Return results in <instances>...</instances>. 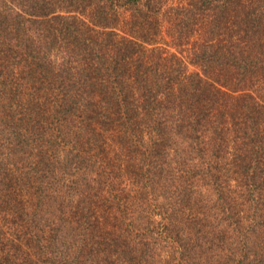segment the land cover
<instances>
[{
	"label": "trees",
	"instance_id": "1",
	"mask_svg": "<svg viewBox=\"0 0 264 264\" xmlns=\"http://www.w3.org/2000/svg\"><path fill=\"white\" fill-rule=\"evenodd\" d=\"M162 1L0 0V264H264V0Z\"/></svg>",
	"mask_w": 264,
	"mask_h": 264
},
{
	"label": "rangeland",
	"instance_id": "2",
	"mask_svg": "<svg viewBox=\"0 0 264 264\" xmlns=\"http://www.w3.org/2000/svg\"><path fill=\"white\" fill-rule=\"evenodd\" d=\"M190 2L192 5L189 4ZM195 2H196L195 0H164L161 3V9L159 11L158 16L161 17V15H163V16H165V18H169V19L174 20V18L178 15L180 19L184 20V19H186V17H183V16L188 13V10H190V8H192V9L195 8V5H193V4H195ZM197 2H198V0H197ZM197 4H199V3H197ZM216 4L217 3L215 2V0H212V3H210L209 5L211 7H215ZM177 9H179V10H177ZM182 9H183V11H181ZM213 11H214V8H212L211 14ZM188 16L190 17V13ZM212 17L213 16L209 17V19L212 20ZM191 20H192V16H191V18H187L185 20V22H189V21L191 22ZM169 25L170 24L168 22L164 23V27L161 31V33H162L161 38H159V39H161L160 40L161 43H163V41H165V42L169 41L170 42L173 40L171 35H168V33H167V28L169 27ZM192 25H193L192 27H194L196 25V23H192ZM197 36H198L197 34L196 35H194V34L190 35L189 40H197L198 39ZM175 50H176L175 47L171 48V51H175ZM187 54H188V51L185 50L183 52V55H187ZM189 69L194 70L195 66L189 65Z\"/></svg>",
	"mask_w": 264,
	"mask_h": 264
}]
</instances>
